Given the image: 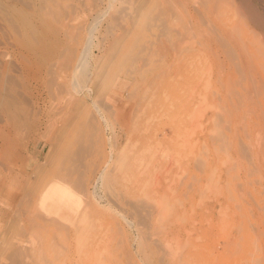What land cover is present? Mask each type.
<instances>
[{
    "label": "rangeland",
    "instance_id": "1",
    "mask_svg": "<svg viewBox=\"0 0 264 264\" xmlns=\"http://www.w3.org/2000/svg\"><path fill=\"white\" fill-rule=\"evenodd\" d=\"M155 2L0 0V264H264V78Z\"/></svg>",
    "mask_w": 264,
    "mask_h": 264
},
{
    "label": "bare ground",
    "instance_id": "2",
    "mask_svg": "<svg viewBox=\"0 0 264 264\" xmlns=\"http://www.w3.org/2000/svg\"><path fill=\"white\" fill-rule=\"evenodd\" d=\"M155 1L156 19L158 21L156 25L163 26L165 29L161 27L164 30L162 31L163 35L160 36V39L158 38V40H161L162 48H164L165 60L178 57L177 53H182L184 58L191 57L192 59L194 54L198 58L202 57V59L216 62L217 65H220L218 71L221 73L224 71L227 78L231 76L237 78L240 75L244 77L252 75V78H254L255 72L258 73L255 77L264 78V0ZM125 28H128V22L125 23ZM153 53H155V49ZM144 81L146 84V80ZM237 82L234 80V83ZM234 83L231 86L236 88ZM148 84L153 87L158 85L159 82L149 81ZM250 84H252V87L255 85L253 79ZM257 91L259 90H256V93ZM240 101H237V103ZM236 105L234 106L236 107ZM243 110L246 111L247 108Z\"/></svg>",
    "mask_w": 264,
    "mask_h": 264
}]
</instances>
